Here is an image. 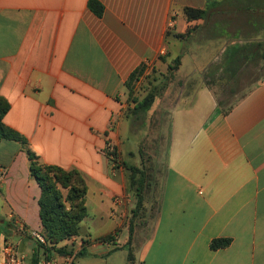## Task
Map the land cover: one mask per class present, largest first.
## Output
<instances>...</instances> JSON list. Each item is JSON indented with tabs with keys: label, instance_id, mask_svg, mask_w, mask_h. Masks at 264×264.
<instances>
[{
	"label": "crops",
	"instance_id": "crops-1",
	"mask_svg": "<svg viewBox=\"0 0 264 264\" xmlns=\"http://www.w3.org/2000/svg\"><path fill=\"white\" fill-rule=\"evenodd\" d=\"M89 1L0 0L3 123L40 163L77 170L88 187L80 235L61 245L101 258L87 264H264V79L228 109L203 79L209 68L231 80L241 62L264 60V0H97L101 16ZM186 8L205 16L189 20ZM180 55L144 115L146 126L169 125L146 133L158 146L148 141L138 213L120 162L124 123L129 138L138 133L125 83ZM40 195L26 149L1 140L0 208L23 235L42 233ZM216 239L231 243L213 250Z\"/></svg>",
	"mask_w": 264,
	"mask_h": 264
},
{
	"label": "trees",
	"instance_id": "trees-1",
	"mask_svg": "<svg viewBox=\"0 0 264 264\" xmlns=\"http://www.w3.org/2000/svg\"><path fill=\"white\" fill-rule=\"evenodd\" d=\"M89 7L91 10L101 16L104 7L97 0H90ZM185 14L189 20L201 19L205 16V11L198 9H185ZM264 57V47L262 50ZM182 56H178L170 63L167 72L160 77L154 78L148 83V87L143 97H139L137 84L145 74L146 66L143 64L138 67L125 83L128 101L134 106L129 108L127 116L140 118L145 115L154 105L157 97L161 96L169 83L175 76L181 65ZM164 61V57H160ZM7 102L0 97V141L13 140L21 143L26 149L30 159V173L36 180L41 195L38 200L40 207V219L42 225L41 236L45 243L36 242L35 257L33 262L38 261V251L43 248L47 258L53 257L52 254L66 255L71 253L68 246L61 245L63 242L70 241L80 235V225L87 216L86 198L88 187L82 174L77 170H65L57 165H47L40 163L36 154L27 147V140L19 133L8 128L3 123V116L8 111ZM113 156L117 155L115 148L111 152ZM130 171L129 187L137 199L136 210L143 206V192L146 178L144 170L135 166H127ZM103 241L113 240V236L102 238ZM230 239H216L211 242V249L217 250L228 247ZM133 254L129 252L128 260L133 261Z\"/></svg>",
	"mask_w": 264,
	"mask_h": 264
},
{
	"label": "rangeland",
	"instance_id": "rangeland-1",
	"mask_svg": "<svg viewBox=\"0 0 264 264\" xmlns=\"http://www.w3.org/2000/svg\"><path fill=\"white\" fill-rule=\"evenodd\" d=\"M254 31V30H253ZM251 35L253 37H263V34L261 31L257 32H251ZM252 53H255L254 51ZM262 54V52H261ZM217 62H221L218 60ZM173 63V60L171 61ZM240 65L244 67L243 72L236 76L234 79L229 80L228 76L223 75H212L211 69L208 68L205 75H203L204 81L215 91L217 98L219 99V102L222 106V108L230 107L232 104H234L237 100H239L243 95H245L249 89L253 86L254 82H256L259 79H264V60L259 57L255 59H251L245 62H241ZM167 70L164 72L160 67L152 66L149 68V71L147 74L145 73L142 77L141 81L138 82L137 88H138V96L143 97L146 89L148 87V83L152 82L154 78L160 77L161 74H165ZM199 78V76H196V79ZM125 92L127 94V90L125 89ZM128 96V95H127ZM144 115H142L140 118H136L137 122L134 124L133 130H136L138 133L131 138H129V133L126 132L128 123H124V129H123V139L121 144V150L123 152V155L120 156V162H123L125 168L127 166H135L139 169L144 170L146 173L145 165H149L151 167V155L150 150L148 147V141L152 144V146L157 147L158 146V140L151 138H147V131L153 129V130H167L168 129V120L163 121L161 124L153 123L152 122L149 125H145L144 123ZM128 136V137H126ZM150 139V140H149ZM114 145V144H113ZM111 145V152L114 149V146ZM151 146V145H150ZM119 150V148H118ZM114 161L117 163L119 160L114 157ZM156 164V162H155ZM129 177H130V171H128ZM154 173H158L155 171ZM146 177H144L145 180ZM156 177L152 178V184L155 187L156 185ZM147 180V179H146ZM146 182V181H145ZM144 182V183H145ZM129 185V183H128ZM146 183L144 185V190L146 188ZM130 190V187H129ZM134 194V192H133ZM135 201H137L135 195H134ZM149 200V198H147ZM143 210V207L137 210L138 213H141ZM5 214H7V208L1 210L0 208V244L3 246L5 244H9L12 247H14L20 254L26 256L28 259L32 260L35 257V244L38 241L34 235H23L21 234L16 227L12 226L13 220L6 218ZM84 231V230H83ZM123 240V239H122ZM121 250V247L118 249ZM71 253H68L70 255H73L75 257V264H87L89 261H101L100 257H93L92 260H89V255H79L78 257L76 253H74L71 249H68ZM43 252V248H42ZM121 252V251H120ZM123 252V251H122ZM67 255V254H66ZM53 258H56L57 262H60V257H58V254H52ZM120 258L121 255H116ZM116 257V259H117ZM105 261V258H104ZM119 261V260H118Z\"/></svg>",
	"mask_w": 264,
	"mask_h": 264
},
{
	"label": "built area",
	"instance_id": "built-area-1",
	"mask_svg": "<svg viewBox=\"0 0 264 264\" xmlns=\"http://www.w3.org/2000/svg\"><path fill=\"white\" fill-rule=\"evenodd\" d=\"M40 243H45L44 238L40 234H33ZM78 240V239H77ZM78 242H81L78 240ZM0 264H75V257L67 254L60 257V262L56 258H40L37 262H33L26 256L20 254L14 247L9 244H0Z\"/></svg>",
	"mask_w": 264,
	"mask_h": 264
}]
</instances>
